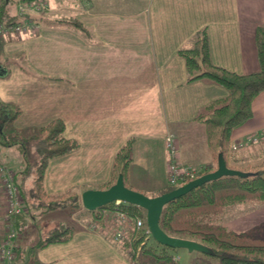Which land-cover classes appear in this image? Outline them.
Returning a JSON list of instances; mask_svg holds the SVG:
<instances>
[{
    "label": "crops",
    "instance_id": "1",
    "mask_svg": "<svg viewBox=\"0 0 264 264\" xmlns=\"http://www.w3.org/2000/svg\"><path fill=\"white\" fill-rule=\"evenodd\" d=\"M45 1L49 7L40 15L38 31L16 37L26 57V72L21 71L24 76L13 73L16 65L9 66L4 60L9 56L4 47L14 39L0 37V101L16 104L21 110L13 128L39 126L60 117L65 122L64 136L78 140L77 149L49 161L43 179L48 194L74 190L81 194L85 189L97 188L85 182L92 180L94 171L98 172L99 168L91 165L100 163V179L109 178L113 157L129 138L134 139L129 183L143 193L158 195L166 188L167 134L179 142L183 164L205 171L215 167L210 149L203 151L194 144L187 148L182 136L195 141L190 135L195 116L211 101L226 96L227 91L208 80L186 82L184 60L177 50L191 46L195 33L207 28L210 54L216 65L243 74L257 71L255 29L264 24V0H100V6L92 0ZM75 20L88 33L73 26ZM94 60H100V102L120 99L121 109L140 107L128 110L124 116L119 107H106L116 126L112 131L80 125L94 103L80 97L81 93L71 95L77 83L86 78L84 67ZM10 72L13 74L9 76ZM105 83H113L111 90L116 92L102 90ZM121 117L126 120L123 125L119 123ZM262 130L264 91L252 101V117L233 129L231 145ZM259 143L232 149L230 164H251ZM20 161L18 146H0V162L13 167ZM76 170H86L88 175L74 179ZM140 172L144 173L143 179L138 177ZM4 205L0 185V240L4 234ZM57 211L44 214L46 211L37 208H25L17 217L21 229L18 241L23 250L34 246L56 225L73 223L74 213L67 212L68 217L63 218L59 214L64 211ZM253 215L250 225L261 224L264 231V206L256 208ZM86 217L80 213L75 221L85 222ZM226 226L244 231L236 219ZM23 258L18 255L15 264H25ZM35 258L43 264H132L119 242L85 224L76 226L68 241L37 249Z\"/></svg>",
    "mask_w": 264,
    "mask_h": 264
},
{
    "label": "trees",
    "instance_id": "2",
    "mask_svg": "<svg viewBox=\"0 0 264 264\" xmlns=\"http://www.w3.org/2000/svg\"><path fill=\"white\" fill-rule=\"evenodd\" d=\"M18 1L0 0V25H13L21 20L17 14ZM36 15L33 18L39 23L40 16ZM71 24L88 33L79 21H72ZM255 46L259 68L244 74L212 61L207 28L195 33L191 46L177 50V55L184 60L186 82L208 80L227 91L226 96L211 101L195 116V120L201 122L206 130L207 144L215 163L212 170L217 167V157L221 153L228 167L250 173L246 177L221 176L206 181L165 203L159 218V225L164 232L170 236L195 240L212 250L211 254L198 252L191 257L190 264H264V231L256 228L237 232L222 221L230 209L264 206V155L258 164L237 167L229 162L232 153L231 133L252 117V101L264 91V24L256 26ZM20 111L17 105L0 101V146L16 145L21 152L18 164L6 166L14 172V181L23 196L25 207L43 211L64 207L72 213L83 211L93 215L100 223L102 217L107 216L105 213H109L115 222L110 221V227L101 223L108 227L109 232L119 228L121 220L115 215V210H120L133 220L135 226L137 219L142 221V225L137 228L125 229L123 239L119 241L122 250L130 254L132 264H178L173 254L177 248L155 241L147 232L146 213L140 206L120 201L117 205L111 202L91 211L83 207L81 194L77 190L60 195L48 194L43 179L49 161L77 149L79 143L76 139L64 136L65 123L61 118H54L38 127L8 129ZM133 143L134 139L129 138L116 151L109 180L97 188L110 187L118 174H122L124 184L138 190L129 183ZM207 172L203 171L198 176ZM171 189L165 188L160 194ZM16 223L20 226L18 221ZM104 227L98 230L112 237L115 231L111 234ZM75 230L76 227L72 225H56L34 246L25 250L20 246L16 252L20 257L24 256L25 264H43L35 258V251L51 243L68 241Z\"/></svg>",
    "mask_w": 264,
    "mask_h": 264
},
{
    "label": "rangeland",
    "instance_id": "3",
    "mask_svg": "<svg viewBox=\"0 0 264 264\" xmlns=\"http://www.w3.org/2000/svg\"><path fill=\"white\" fill-rule=\"evenodd\" d=\"M92 1H93V4L95 6H100V0H92ZM18 5H19V1H18ZM18 5H17V14L20 15L19 14ZM48 7L45 8V9H43V10H41V11H39L36 16H40L41 14H43L45 11H47ZM30 16H33L34 17V14H31ZM40 18H41V16H40ZM95 25L97 27H100V19L96 21ZM35 33H31V34H35ZM3 36H6V39H8V40L14 39V41H15L13 43H12V41H9V42L7 41L8 43H11V45L9 44V47H7V48H6V45L4 47V49H6L5 50V53L6 54L8 53L9 56H11V57H9V56L8 57H4V60H6L5 62L9 66L16 65L13 73L16 72L17 74H19V76L20 75H23V73L21 71H24V69L26 70V66H24V65L27 64V62H26V57L23 54L24 51L22 50V48L19 47V44H18L19 43L18 42L19 38H16L17 36H19L18 33H11V34H7V35H3ZM3 36H0V37H3ZM20 36H21V34H20ZM94 62L92 61V63L89 66L84 67V70L86 72V73H84V77H86V78L81 83H77L78 85L72 90L71 95L80 96V93H81V96L80 97H88L87 98V99H89L88 101L91 102V103H94V105L92 106V108L89 109V113L87 112V114H85V117H86L87 120L84 123H80V125L83 124L86 127L98 126L100 130H103V128H107V129H110L112 131V129H114L116 126H113V124H112L113 123V120H112L113 118L110 117L109 114H108V112H110V111L107 110V109H105V108L107 107L108 109H112V108L119 107L121 109V107H120V105H121L120 104V101L121 100L120 99H116V100L103 99L100 102V60H97V61L94 60ZM24 72H26V71H24ZM13 73L10 72V74H8V75L10 76ZM93 74H95V75H93ZM90 75L92 77H90ZM112 84L113 83H105V87L102 88V90H108V91L110 90V91H115L116 92L115 89H112L111 90V88L113 87ZM50 102H53V100H51V98H50ZM60 102H64V100L61 99ZM54 103H56V102H54ZM98 104H100L101 111H100V107L99 108L97 107ZM105 105H107V106H105ZM103 106H105V107H103ZM134 108H135V110H137L140 107L135 106V105H132L131 107L124 106V108L121 109V114L123 116L124 115H127L128 110H133ZM125 110H127V111L125 112ZM115 111H117V110L115 109ZM115 111L112 110L111 113L112 112H115ZM141 113H142V111H141ZM138 115H139L138 117H141L140 113H138ZM58 118H60V117H58ZM119 123L121 125H123L124 123H126V120H124V118L121 117L119 119ZM192 124H193V126H191L192 127L191 133L190 132L189 133H190V135L192 134V140H195V141L186 140V137L185 136H182V137H184V141H186V143L188 145L187 148H189L190 145L194 144L195 146L201 148L203 151L206 150L207 152H209V148L207 146L208 144L206 142V133H205L204 125L201 122H197V121L194 122V123H192ZM43 125H45V124H43ZM39 126H42V125H39ZM35 127H38V126H35ZM191 127H187V128H191ZM8 129H11L12 130L13 129V124H12V126H9ZM18 129H21V128H18ZM260 132L264 133V130H262ZM193 134H194V137H193ZM170 135L171 134H167L165 136V138H164V149H165L166 156H167V164H166V180L167 181H166V185H165L166 186V189L167 188H171L168 185V179H167V177H168L167 176L168 175V166H169L168 165V158H169V156H168L166 142H165L166 141V137L167 136H170ZM171 136H174V135H171ZM249 136H251V135H249ZM71 139H75V138H71ZM261 140H263V141H261ZM237 141H239V140H237ZM259 141H260V143H259ZM259 141L256 142V143H259V144H257V150H255L254 154L250 158V160H251L250 163L251 164H258L259 162H261V160L263 158V155H264V138L263 139H260ZM256 143H254V144H256ZM250 144H253V143L245 144L244 146H242L240 148H245V147L249 146ZM179 150H180V147H179V142H178V146H177V160H178V162L182 166H185L187 164H183L180 161V158H179ZM145 160L146 159L144 158V161ZM90 165L91 164H89V166ZM138 165L140 166V164H138ZM67 166L70 167L69 164H67ZM91 166H92V168H96V167L99 168L98 169V172L99 173L97 172L99 175L96 176L97 173H96V171L93 170L94 171V174L92 176H94V177L92 178V180L89 179V181H87V180L85 181L87 184H89L88 187L89 186H95V185L96 186H99L100 184L105 183V182H107L109 180L108 177H105V178L100 179V163H98V164H92ZM243 166H245V165L244 164L237 165V167H243ZM193 167H195V166H193ZM202 170L205 171V169H202ZM141 171H143V170H141ZM67 172H69L68 169H67ZM86 173L88 175V172L86 170H82V171H80V170L77 171L76 170L75 171V174L73 175V177H74V179H76V178H83V176H85ZM140 173L141 174L138 177L141 178V179H143L144 173L143 172H140ZM77 174H78V176H77ZM28 184H29V182H28ZM18 191H19V189H18ZM19 193H20V191H19ZM144 194H146V193L144 192ZM20 195L23 198V196H22L21 193H20ZM146 195H148V196H155V195H152L151 193H147ZM240 206H244V205H240ZM260 207H262V206H256V207H248L247 206V207H237V209H230L223 216V219H222L223 224L226 226V223H228L231 220L232 221H235V219H236V220H238L240 222V224L241 223L243 224V228H244V231L245 232L246 231L255 230L256 228L261 229V224L256 225L258 227L251 226L250 225V224L253 223L254 216H255V215L252 216V214L254 213V211L256 210V208H260ZM25 208H27V207H25ZM56 210H59V211H57L58 212L57 214H59V212H62L61 210L64 211V213H60L59 216L61 215V217H63V218L68 217V213H67L68 212V209H65L64 207L63 208L62 207H59L58 209L56 208ZM51 211H53V209L46 211L44 214H49ZM73 213H74L73 214V217H74L73 223L65 222L66 224H64V225H66V226L72 225L74 227H76V226L79 227V224L80 225L81 224L82 225L85 224L86 227H89V228H92V229L96 230V229H100V227L103 228L105 226L104 224H101L102 222H104L108 227H110V223H109L110 221L113 220L115 222L114 218L109 213H105V215H107V216H103L102 215L103 217H102V222L101 223H100V221L99 222L96 221V219L94 218V216L91 215V214H89V213H85L83 211H75ZM80 213H84L87 217H86L85 222H82L81 221V223L78 224L75 221V219H77L78 214H80ZM244 224H245V226H244ZM107 226L104 227V230H106V231L109 232V229H108ZM123 226H124V222L121 221V222H119V228L116 229V231L113 230V229L112 230L110 229L111 231L109 233H111V234L115 231L114 235H112V238L115 241H117V242H119V241H121L123 239V237L122 238L120 237L119 239L116 237V233L119 232V230H121V228L123 229ZM133 227H136V226L132 223V221L126 222V227L124 228V233L126 232L125 229L126 230H129V229H131ZM4 228H5V226H4ZM20 230L21 229H19V232H20ZM244 231H237V232H244ZM18 235H19V233H18ZM17 244H18L17 248L20 247V244H19V241H18V236H17ZM125 253H126V255L128 257V260H129L130 257H131L130 254L127 251ZM173 254L176 257V259L178 261V264H190L191 263L190 262L191 257L194 256V255H197L199 253L198 252H188L184 248H177V249H175V251H173ZM17 256H18V254L16 252L15 253V256H14V260L12 262H10V264H14L15 260L17 259ZM207 256H209V255H207ZM209 257H211V256H209ZM214 262H217V261L214 260Z\"/></svg>",
    "mask_w": 264,
    "mask_h": 264
},
{
    "label": "built area",
    "instance_id": "4",
    "mask_svg": "<svg viewBox=\"0 0 264 264\" xmlns=\"http://www.w3.org/2000/svg\"><path fill=\"white\" fill-rule=\"evenodd\" d=\"M48 7V3L44 0H19V16L21 20L16 24L0 25V36L18 33L28 34L35 33L40 27V24L30 16L31 14H38L39 11ZM264 138V133L258 132L237 142H234L231 146L233 150H236L245 144L256 143L260 139ZM166 147L168 152V185L171 188H175L187 180L196 178L204 170L189 165L182 166L177 160V140L173 136L166 137ZM0 185L4 196L5 205V221H4V234L0 240V264H10L14 260L16 253L17 236L19 233V226H17V217L23 213L25 206L23 198L21 197L17 185L14 181V172L10 167L0 162ZM120 201H115L117 205ZM115 215L119 217V220L124 222L123 229L116 233V237L119 239L123 237L124 228L126 222L133 220L130 219L125 213L120 210H115ZM136 226H141L142 221L136 220ZM148 232V231H147Z\"/></svg>",
    "mask_w": 264,
    "mask_h": 264
},
{
    "label": "water",
    "instance_id": "5",
    "mask_svg": "<svg viewBox=\"0 0 264 264\" xmlns=\"http://www.w3.org/2000/svg\"><path fill=\"white\" fill-rule=\"evenodd\" d=\"M248 175H250L249 172L228 167L223 155L219 153L217 157V167L214 170L204 173L161 194L148 196L141 191L131 189L124 184L122 174H118L115 182L108 188H88L83 190L81 192V202L85 209L91 211L115 201H122L140 206L146 213L147 231L155 241L172 248H184L188 252L211 254L212 250L200 242L182 237L170 236L164 232L159 225L162 209L168 201L187 193L192 188L206 181L215 180L221 176L246 177Z\"/></svg>",
    "mask_w": 264,
    "mask_h": 264
}]
</instances>
